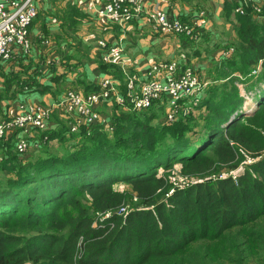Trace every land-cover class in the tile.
<instances>
[{
  "label": "trees",
  "instance_id": "1",
  "mask_svg": "<svg viewBox=\"0 0 264 264\" xmlns=\"http://www.w3.org/2000/svg\"><path fill=\"white\" fill-rule=\"evenodd\" d=\"M228 2L227 17L238 4ZM237 20L233 55L173 123L157 121V101L114 114L113 131L40 130L28 160L0 138V264H264V23ZM177 164L186 185L160 172Z\"/></svg>",
  "mask_w": 264,
  "mask_h": 264
},
{
  "label": "crops",
  "instance_id": "2",
  "mask_svg": "<svg viewBox=\"0 0 264 264\" xmlns=\"http://www.w3.org/2000/svg\"><path fill=\"white\" fill-rule=\"evenodd\" d=\"M227 3V0H148L141 12L119 25L99 15L101 0H38L39 13L30 26L25 49L19 51L17 60H0V97L3 96L0 110L5 113V116L0 115V120L11 118L20 110L50 107L69 90L83 94L98 90L105 75H114L101 65L106 62L103 58L106 49L99 45V40H104L108 46L121 45L124 49L120 66L126 75L120 76L122 79L117 76L123 95L130 89L139 91L149 80L148 72L160 63L177 62L178 72L193 69L209 84L212 80L209 71L221 59L230 58L234 53L232 43L240 23L234 8L229 18L225 15ZM156 8L187 23L203 15L198 37L191 39L185 34L156 30L151 18ZM259 21L264 23L263 19ZM229 24L233 25L234 37L223 48L218 45L223 40L215 27H228ZM24 84H29L31 89H22ZM242 85L239 83L240 87ZM201 95L194 99H199L195 103L200 102ZM122 106L116 102L97 105L102 118L100 124L106 130L113 131L112 116L125 111ZM161 106L163 112H167L168 96L158 105ZM157 121L170 123L162 114ZM73 122V116L55 110L47 122V130L67 124L71 131ZM40 132V129H31L28 133L14 130L4 140L10 139L14 146L18 137H26V151L19 152L17 144L15 147L28 160L41 153ZM29 149L31 151L26 154Z\"/></svg>",
  "mask_w": 264,
  "mask_h": 264
},
{
  "label": "built area",
  "instance_id": "3",
  "mask_svg": "<svg viewBox=\"0 0 264 264\" xmlns=\"http://www.w3.org/2000/svg\"><path fill=\"white\" fill-rule=\"evenodd\" d=\"M148 0H101L98 13L101 17L111 22L123 25L133 15L142 11ZM228 1V0H227ZM230 1V0H229ZM235 12L245 15L250 12L256 19L264 21V0H231ZM38 0H0V60H12L15 54L27 45L30 26L38 16ZM200 17L192 23L169 17L167 12L156 8L151 13L154 27L159 32H175L185 34L191 39L198 37V27L203 23ZM99 45L106 49L103 56L107 63H123L124 49L121 45L108 46L104 40H99ZM177 62L155 64L148 72L149 80L144 83L139 91H127L123 95L120 91V82L112 74L105 75L98 90L83 94L76 90H69L63 99L58 100L50 107H39L36 110H22L21 113L0 122V138H7L14 130L30 132L32 128L45 130L47 122L55 110L67 116H73L74 122L71 131L75 132L82 125L88 126L102 120L97 110V105L105 102H116L123 105L126 110H143L151 107L157 101L169 98L167 120L174 121L181 107V100L189 102L199 97L208 82L202 81L199 74L193 69L178 72ZM260 66L253 70L257 73ZM253 92L245 94L250 98ZM252 100V99H251ZM3 136V137H1ZM17 149L24 152L28 146L26 137H18ZM233 173V172H232ZM227 175V174H224ZM124 207L120 210L126 212ZM107 212L105 217H110Z\"/></svg>",
  "mask_w": 264,
  "mask_h": 264
},
{
  "label": "rangeland",
  "instance_id": "4",
  "mask_svg": "<svg viewBox=\"0 0 264 264\" xmlns=\"http://www.w3.org/2000/svg\"><path fill=\"white\" fill-rule=\"evenodd\" d=\"M220 25V24H219ZM219 25H217L215 28L217 29L216 31L217 32H220V37L219 38H222V40H223V43L222 44H218V45H220V47H223L224 48V45L226 46L229 42H231L232 41V39H233V37H234V32H232V30H233V25L231 26L230 24H229V28L228 27H226V26H224V25H222V26H219ZM230 27H231V29H230ZM219 47V48H220ZM25 49V48H24ZM17 58V54H15L14 56H13V59L14 60H17L16 59ZM258 67V66H257ZM197 72V71H196ZM197 73H199V72H197ZM256 74V73H255ZM199 76H200V78L202 79V77H203V75H201L200 73H199ZM202 81H203V79H202ZM28 88H30L31 89V87H28ZM241 94L242 95H244L245 96V94H247V93H249L248 92V89L249 88H244V85H242L241 87ZM253 92V91H252ZM250 98L248 99V97H245L246 98V100H245V103H244V106L245 107H247V106H250V104L251 103H253L252 104V106H255L256 104H255V102L253 101V95L252 96H249ZM252 99V100H251ZM4 111H1L0 110V115H2V116H5V113L4 114H2ZM22 111L20 110L18 113H16V115H18L19 113H21ZM160 113V112H159ZM162 115H164L165 116V118L166 117H168V114H167V112H165L164 111V113H162ZM53 117V116H52ZM164 118V117H163ZM0 122H1V120H0ZM169 122H172L173 123V121H169ZM1 137H3V136H1ZM3 139H5V138H3ZM45 142H47V141H44V144H45ZM47 145H50V149H52V150H55V151H62V149L63 148H61L60 147V143H58L57 142V140H52V141H49V142H47ZM41 149V148H40ZM26 151V150H25ZM31 151V149H29L27 152H26V154L27 153H29ZM179 169H180V165L179 164H177V165H175V166H173V168L171 169V170H168V171H166V170H164L163 168H160V172H162V173H167V174H170L171 175V178H172V180L175 182V184L176 185H186L188 182H189V179H186V178H184V177H182L181 176V174L179 173ZM233 171H236V170H233ZM238 172L240 171H242V168H239L238 170H237ZM226 174L228 173V172H225ZM119 188H124V184H121L120 185V187ZM136 201H137V199H136V197H134L133 198V200H132V202L130 203L129 202V205H128V207H130V206H132L133 204H135L136 203ZM107 214V213H106ZM106 214H101V216L103 217V216H105Z\"/></svg>",
  "mask_w": 264,
  "mask_h": 264
},
{
  "label": "bare ground",
  "instance_id": "5",
  "mask_svg": "<svg viewBox=\"0 0 264 264\" xmlns=\"http://www.w3.org/2000/svg\"><path fill=\"white\" fill-rule=\"evenodd\" d=\"M254 105V104H253ZM255 106H250L249 107V110L251 111V110H253V108H254Z\"/></svg>",
  "mask_w": 264,
  "mask_h": 264
}]
</instances>
